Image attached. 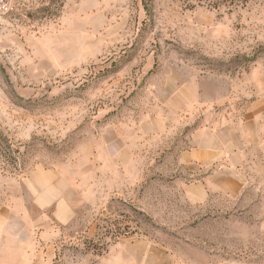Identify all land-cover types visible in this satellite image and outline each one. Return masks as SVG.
Segmentation results:
<instances>
[{
  "label": "rangeland",
  "instance_id": "374dc122",
  "mask_svg": "<svg viewBox=\"0 0 264 264\" xmlns=\"http://www.w3.org/2000/svg\"><path fill=\"white\" fill-rule=\"evenodd\" d=\"M5 2L0 264H264L258 151L235 206L178 167L196 129L264 134V0Z\"/></svg>",
  "mask_w": 264,
  "mask_h": 264
},
{
  "label": "crops",
  "instance_id": "0c3cea01",
  "mask_svg": "<svg viewBox=\"0 0 264 264\" xmlns=\"http://www.w3.org/2000/svg\"><path fill=\"white\" fill-rule=\"evenodd\" d=\"M260 121L261 118L249 120L251 129L244 124L239 132L237 128L209 126L193 132L192 146L178 156V167L187 169L192 178L190 183H183L182 189L189 205L207 209L215 206V199L226 200L229 206L241 201L245 191L253 185L247 177L253 153L258 151L264 161Z\"/></svg>",
  "mask_w": 264,
  "mask_h": 264
},
{
  "label": "built area",
  "instance_id": "2783aa9c",
  "mask_svg": "<svg viewBox=\"0 0 264 264\" xmlns=\"http://www.w3.org/2000/svg\"><path fill=\"white\" fill-rule=\"evenodd\" d=\"M8 12V6L5 0H0V18Z\"/></svg>",
  "mask_w": 264,
  "mask_h": 264
}]
</instances>
